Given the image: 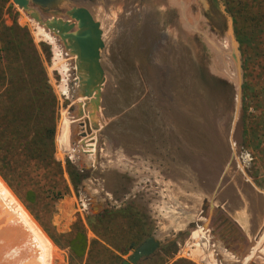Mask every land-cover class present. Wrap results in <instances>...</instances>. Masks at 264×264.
Here are the masks:
<instances>
[{
	"label": "rangeland",
	"instance_id": "1",
	"mask_svg": "<svg viewBox=\"0 0 264 264\" xmlns=\"http://www.w3.org/2000/svg\"><path fill=\"white\" fill-rule=\"evenodd\" d=\"M0 6L8 26L26 28L51 53L45 66L59 102L55 157L82 175L75 189L65 173L69 194L45 220L48 231L0 175V225L8 240L0 251L7 262L121 264L133 253L122 252V239L133 232L139 244L150 232L162 245L156 258L138 264H212L198 252V233L209 236L214 264H241L242 251L234 256L204 228L201 215L213 202L248 238L241 249L255 241L245 264H264V166L253 155V147L264 149V0H56L48 12L39 10L45 19L77 24L67 13L86 9L99 25L103 76H88L95 82L87 99L77 58L67 53L74 58L68 64L62 40L14 0ZM207 38L225 44L231 38L240 68L225 61V71L214 75ZM81 103L91 115L73 120ZM244 108L253 116L250 136L239 126ZM123 209L145 226L136 227ZM108 213L112 227L105 231L97 224ZM89 223L120 250L94 244ZM81 232L82 258L68 247Z\"/></svg>",
	"mask_w": 264,
	"mask_h": 264
},
{
	"label": "trees",
	"instance_id": "2",
	"mask_svg": "<svg viewBox=\"0 0 264 264\" xmlns=\"http://www.w3.org/2000/svg\"><path fill=\"white\" fill-rule=\"evenodd\" d=\"M47 48L43 43L37 45L27 29L18 23L8 26L0 6V175L48 231L45 220L50 221L56 204L69 194L65 173L75 189L80 185L82 175L70 161L63 168L55 157L59 102L45 66L51 61ZM239 122L243 132L250 136L253 116L248 115L246 108ZM253 151L256 160L264 166V149L253 147ZM128 208L131 209L130 206ZM111 214L104 215L97 224L105 231L112 227ZM120 214L132 217L136 227L142 229V219L134 213L123 209ZM89 226L98 238L94 244L104 251H108V248L120 250L121 247L116 246L94 224L89 223ZM3 229V225H0V248L8 242ZM52 238L58 244L56 238ZM122 241L126 248L135 245L137 238L130 232ZM68 247L71 254L82 258L87 248L84 233H77L71 238ZM122 252L126 253L123 249ZM162 253L167 255L166 251ZM7 257L10 259V252ZM173 264L192 263L178 260Z\"/></svg>",
	"mask_w": 264,
	"mask_h": 264
},
{
	"label": "water",
	"instance_id": "3",
	"mask_svg": "<svg viewBox=\"0 0 264 264\" xmlns=\"http://www.w3.org/2000/svg\"><path fill=\"white\" fill-rule=\"evenodd\" d=\"M43 11L46 12L54 0H37ZM14 2L21 8L26 9V0H14ZM28 15L34 19L40 26L44 27L45 30L49 31L53 36L58 37L62 40L63 46L65 47L66 53L77 58V70L80 73L79 79L80 84L85 88L82 93H80L83 99H87L90 96V88L95 81L88 79V76L93 78L94 75L103 76V70L99 65L100 50L104 48V43L101 39V32L99 30V25L95 24L92 16L86 9H78L67 13V15L74 22H64L63 19H54L51 24H44L42 16L38 12H28ZM56 23V24H54ZM77 28L78 30H75ZM237 64L239 65V60L237 59ZM85 115L89 116L85 110V103L79 104V110L73 120H80ZM85 124L89 127L90 120L86 119ZM84 126L83 123L80 124ZM89 133V131H88ZM85 137L86 135L83 134ZM93 139V138H92ZM94 141V140H93ZM85 144V141H82ZM208 202L206 201V204ZM202 218L207 220L204 228L206 230L211 229V235L218 237L222 234L219 231L223 224L230 226L232 233L241 241H248V238L241 236V227L237 221L231 219L222 207H217L212 202L209 204V208H205L202 213ZM215 218V220H213ZM161 243L155 239L154 236L148 237L143 244H141L128 260H123L121 264H138L142 259L152 256L157 250L160 249ZM255 246V241L249 243L248 248L242 254L237 256V251L226 248L228 252H231L234 256H237L242 262L250 255Z\"/></svg>",
	"mask_w": 264,
	"mask_h": 264
},
{
	"label": "flooded vegetation",
	"instance_id": "4",
	"mask_svg": "<svg viewBox=\"0 0 264 264\" xmlns=\"http://www.w3.org/2000/svg\"><path fill=\"white\" fill-rule=\"evenodd\" d=\"M61 19H63L61 17ZM226 41H228V43H223L222 42H215L214 41L212 42L211 40H209V38H207V41H208V45L211 49V52L213 53V62L215 63L214 64V67L215 68H212L211 67V72L215 75V72L216 70L217 71H225V66H226V63L225 61H232L234 63V65L236 66V68L239 66L237 64V54H236V47H235V43L234 41L231 39V38H228V39H225ZM64 53V52H63ZM67 53L65 52L64 55L65 57L67 56L66 55ZM68 60V61H67ZM67 62L68 64L70 65L71 62L74 60V58L72 59L71 57H67ZM212 62V63H213ZM240 82L238 84H236L237 86H239ZM226 213V212H225ZM227 214V213H226ZM228 216V214H227ZM230 217V216H229ZM215 220V218L213 219ZM143 222V221H142ZM145 226L144 222H143V227ZM142 227V228H143ZM219 231H222V234L221 235H218V240L226 247V248H230L231 250H235L237 252L239 251H242V252H245V250L248 248V247H245L243 249H241L238 245V243L240 242H245V241H241L239 240L235 234L232 233V230L230 228V226L226 225V224H223L221 226V228L219 229ZM145 233V232H144ZM199 234V233H198ZM196 234V235H198ZM152 234L150 232H146L144 235H143V239L142 241L131 247H126L124 248L123 250L127 251V250H133L135 251L141 244L144 243V241L148 238V237H151ZM199 239V238H198ZM199 241V240H198ZM157 252L158 250L150 257L148 258H144L142 259L139 263H143V262H148L150 260H153L154 258H156V255H157ZM130 257V256H129ZM129 259V258H128ZM253 262V261H252ZM252 262H249V263H252ZM248 263V264H249Z\"/></svg>",
	"mask_w": 264,
	"mask_h": 264
},
{
	"label": "bare ground",
	"instance_id": "5",
	"mask_svg": "<svg viewBox=\"0 0 264 264\" xmlns=\"http://www.w3.org/2000/svg\"><path fill=\"white\" fill-rule=\"evenodd\" d=\"M27 1V5H26V9H24V10H26V12L28 11V12H38L41 16H42V19H43V21H44V24L46 25V24H51V23H53L52 21L54 20V19H52V21L51 20H49V19H45L44 17H43V15L39 12V10L40 9H43V8H41V6H40V4H39V1H37V0H26ZM54 1H56V0H54ZM49 9L50 8H48V10L46 11V12H48L49 11ZM57 19H61V18H57ZM54 24H56V23H54ZM40 33H41V35L42 36H44L45 37V33H43V31L42 30H40ZM48 33V32H47ZM53 36V35H52ZM46 39L47 40H49L47 37H46ZM58 44H59V41H58ZM65 53V52H64ZM64 55V54H63ZM68 55V54H67ZM64 59H67V57H65V55H64ZM78 122L77 121H74V125H73V127H72V129H73V131L75 130V126H76V124H77ZM87 143V142H86ZM87 148V147H86ZM205 237V238H204ZM198 238H199V241H198V252H200L199 251V248H200V250H202L203 251V257H204V255H205V257H204V259L203 260H205L206 261V263H212V264H214V261H213V256H215V254L213 255V252L211 251V249H210V247H209V243H206L207 242V239L209 238V236L207 235V237L204 235V234H202V233H199L198 234ZM210 239V238H209ZM213 242H214V240H213ZM216 243V242H215ZM222 244V243H221ZM221 251V250H220ZM200 253H202V252H200ZM199 253V254H200ZM205 253V254H204ZM231 253V252H230ZM196 255V254H195ZM231 255V254H230ZM229 255V256H230ZM199 256H202V254L201 255H199ZM198 256V257H199ZM230 257H232V255L230 256ZM234 257V256H233ZM227 257H226V254H225V256L223 255V259L226 261V262H228V263H230L229 262V260L230 259H232V258H228V259H226ZM199 259V258H198ZM15 260V259H14ZM14 260H9V262H7L6 261V258H4V255H3V253L0 251V264H17ZM223 260V261H224ZM234 260V259H233ZM238 260H240V259H238ZM231 261V260H230ZM237 261V260H236ZM203 262V261H202ZM238 263H241V264H245L246 263V261L244 260V262H241V260L240 261H238ZM220 264V263H219ZM225 264V263H224Z\"/></svg>",
	"mask_w": 264,
	"mask_h": 264
}]
</instances>
